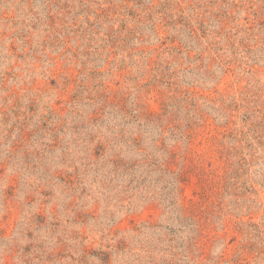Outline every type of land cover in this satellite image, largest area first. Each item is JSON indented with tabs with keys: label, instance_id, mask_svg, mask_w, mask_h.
<instances>
[{
	"label": "rangeland",
	"instance_id": "374dc122",
	"mask_svg": "<svg viewBox=\"0 0 264 264\" xmlns=\"http://www.w3.org/2000/svg\"><path fill=\"white\" fill-rule=\"evenodd\" d=\"M0 264H264V0H0Z\"/></svg>",
	"mask_w": 264,
	"mask_h": 264
}]
</instances>
